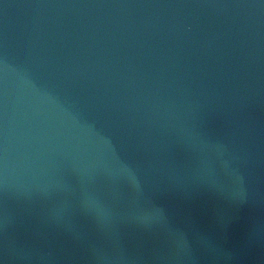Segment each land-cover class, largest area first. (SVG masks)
Returning a JSON list of instances; mask_svg holds the SVG:
<instances>
[{
  "label": "water",
  "instance_id": "water-1",
  "mask_svg": "<svg viewBox=\"0 0 264 264\" xmlns=\"http://www.w3.org/2000/svg\"><path fill=\"white\" fill-rule=\"evenodd\" d=\"M0 264H264V0H0Z\"/></svg>",
  "mask_w": 264,
  "mask_h": 264
}]
</instances>
